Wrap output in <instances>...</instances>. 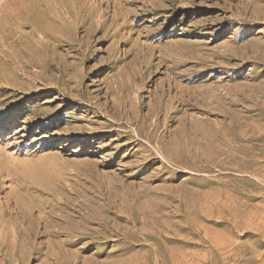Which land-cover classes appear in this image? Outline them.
Masks as SVG:
<instances>
[{"label": "rangeland", "instance_id": "374dc122", "mask_svg": "<svg viewBox=\"0 0 264 264\" xmlns=\"http://www.w3.org/2000/svg\"><path fill=\"white\" fill-rule=\"evenodd\" d=\"M0 264H264V0H0Z\"/></svg>", "mask_w": 264, "mask_h": 264}]
</instances>
